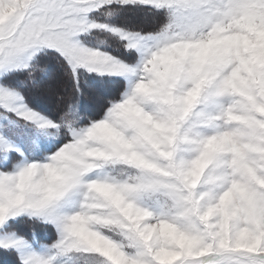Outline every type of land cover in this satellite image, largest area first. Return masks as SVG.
<instances>
[{
  "label": "snow or ice",
  "instance_id": "snow-or-ice-1",
  "mask_svg": "<svg viewBox=\"0 0 264 264\" xmlns=\"http://www.w3.org/2000/svg\"><path fill=\"white\" fill-rule=\"evenodd\" d=\"M81 70L119 78L95 113ZM0 121V264H264V0H0Z\"/></svg>",
  "mask_w": 264,
  "mask_h": 264
},
{
  "label": "rangeland",
  "instance_id": "rangeland-1",
  "mask_svg": "<svg viewBox=\"0 0 264 264\" xmlns=\"http://www.w3.org/2000/svg\"><path fill=\"white\" fill-rule=\"evenodd\" d=\"M133 12H129L127 13V17H131L132 15L134 16V13L131 14ZM138 13H136L137 15ZM94 16H98L99 19H100V22H108V23H112V24H116V22L120 21L116 18H113L112 20L110 21H105L104 17L102 16H99V14H96L94 13L93 14ZM139 15V14H138ZM143 23V22H142ZM118 26H121V25H118ZM77 39H79L82 43H84L86 46H89V47H92L95 49V47L97 49H106V47L108 48V44L107 42L109 41L114 47L116 48H119L120 51L124 52L123 48L120 46V43L118 41V39L114 36H112L110 33H107V32H104L102 30L100 31H94L93 33L91 34H88V35H82L80 37H78ZM98 39H104V42H99ZM105 47V48H104ZM52 52H55L54 50H51ZM105 52V51H104ZM107 53H109L110 55H117V53H112V52H109L108 50H106ZM57 53V52H55ZM59 54V53H58ZM123 57V55L121 56V58ZM81 78H84L85 81V90H84V97L82 98H85L86 101L89 100L91 104H96L95 102V97L98 95V94H103V95H106V93H109V87L106 86L105 84L106 83H102L100 84V82L98 80H94V79H89L87 77H90L89 75L91 76H95V77H102L103 78V81H107V79L111 80V79H119L118 77H107V76H98L97 74L95 73H87V72H84L83 70H81ZM46 74H48L47 70L45 69V72L44 73H36V79L40 82V80L42 78H44L46 76ZM50 83V80L49 82H43V83H40V87L43 86V88L39 89L37 93H34V97H33V100L32 102L34 103V105H37V101H41L44 106L48 107V108H55V105H56V98H55V93H56V80L54 79L51 84ZM47 84H49L50 86L47 87ZM66 87L68 90H71V88L73 87V83L71 84H66ZM45 88V89H44ZM49 89H51V91H49ZM54 93V94H53ZM53 94V95H52ZM35 99V100H34ZM85 101V102H86ZM81 105V109L84 108V106ZM93 110V109H92ZM86 112H89L88 110H84ZM83 111V112H84ZM91 112V110H90ZM0 123H2V121H0ZM23 123V122H21ZM20 136L21 138H25L27 136H31V132L28 131L27 129H24V130H21L20 131Z\"/></svg>",
  "mask_w": 264,
  "mask_h": 264
},
{
  "label": "trees",
  "instance_id": "trees-1",
  "mask_svg": "<svg viewBox=\"0 0 264 264\" xmlns=\"http://www.w3.org/2000/svg\"><path fill=\"white\" fill-rule=\"evenodd\" d=\"M133 14V13H131ZM116 19L120 20L117 23V25H127L129 27L134 26V25H141L143 20L142 17L140 15H136V13H134V16L132 15L131 17H127V15H123L120 17H116ZM99 42H104V39H98ZM108 44V50H111V52L113 53H117V55L122 56L124 54V52L120 51L119 48L114 47L109 41L107 42ZM38 59L40 60V64L41 66H45V69L47 70L48 74H46V76L44 78H42L40 80V83L43 82H49L50 83L55 79L56 80V92H62L64 90V87L66 86V84H71V78L70 76H67L65 73L67 71V64L66 62L63 60L62 57H60V54L52 52V51H47L46 53H41L40 56L38 57ZM87 77L89 79H96L100 82V84H102L103 82L106 83L105 85L109 87V93H106V95H110L112 92V89L110 87V85L108 84L109 81H113V80H118V79H107V81H103L102 77H95V76H91ZM14 78H18L19 74H13ZM85 81L84 78H81V91L82 93H84L85 90ZM49 84H47V87L50 86ZM43 88L40 87V89ZM49 88V87H48ZM45 89V88H44ZM39 92L36 89H31L25 92V98L26 100L29 101L30 106L33 107L36 111L42 112L44 115H48V116H52L54 109L53 107L48 108L46 106H44V104L40 101H37V105H34V103L32 102L33 97H34V93ZM54 94V93H53ZM52 94V95H53ZM84 97V94H83ZM35 100V99H34ZM85 98H81L80 104H82V106H84L83 109H81V111L83 112L85 109L88 110L91 113H95L97 111V103L96 104H91L89 100H87L86 102ZM93 109V110H92ZM86 112V111H84Z\"/></svg>",
  "mask_w": 264,
  "mask_h": 264
}]
</instances>
